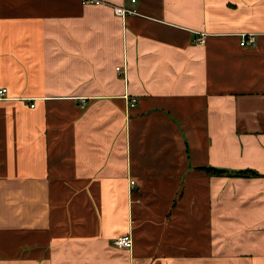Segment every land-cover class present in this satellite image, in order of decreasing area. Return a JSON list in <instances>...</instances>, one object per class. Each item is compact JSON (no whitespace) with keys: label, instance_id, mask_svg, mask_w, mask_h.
Instances as JSON below:
<instances>
[{"label":"crops","instance_id":"crops-1","mask_svg":"<svg viewBox=\"0 0 264 264\" xmlns=\"http://www.w3.org/2000/svg\"><path fill=\"white\" fill-rule=\"evenodd\" d=\"M99 1L0 0V264H264V0Z\"/></svg>","mask_w":264,"mask_h":264},{"label":"built area","instance_id":"built-area-1","mask_svg":"<svg viewBox=\"0 0 264 264\" xmlns=\"http://www.w3.org/2000/svg\"><path fill=\"white\" fill-rule=\"evenodd\" d=\"M82 1L84 3H88V2L97 3V4L101 3V1H99V0H82ZM113 10H114V13L116 15L117 14L123 15L125 13H131V12L134 11V9L127 10V9H125L122 6H119V5L114 6ZM203 36H204V33H199L198 35H196L194 40L197 41L198 43H202V42H204L203 41ZM239 40H240V45L246 46V47H247V45L248 46H254L256 44V40L254 38V34L251 33V32H248L247 34H241ZM116 71L118 73L119 72L120 73H124L123 72L124 70H123V68H121V66H117L116 67ZM6 91L7 90H6L5 87H0V98L5 95ZM124 98L126 99V101H128V104L130 106H133L134 103L136 102L135 96H129L128 94H125ZM33 105L34 104H30L31 107H33ZM134 184H135V181L133 179L129 178L128 182H127V187L129 189V191H131V189L133 188ZM112 243L114 245H116L117 247H119V248H122V249L129 248L130 249L132 247V245H133L132 244V236H131L130 232L124 233V235H119V236L113 238Z\"/></svg>","mask_w":264,"mask_h":264},{"label":"trees","instance_id":"trees-1","mask_svg":"<svg viewBox=\"0 0 264 264\" xmlns=\"http://www.w3.org/2000/svg\"><path fill=\"white\" fill-rule=\"evenodd\" d=\"M202 170H204L207 174H215V175H222V174H227V175H232V176H255L259 175V172H257L254 169H227V168H219L216 166L208 165V166H200Z\"/></svg>","mask_w":264,"mask_h":264},{"label":"rangeland","instance_id":"rangeland-1","mask_svg":"<svg viewBox=\"0 0 264 264\" xmlns=\"http://www.w3.org/2000/svg\"><path fill=\"white\" fill-rule=\"evenodd\" d=\"M203 40H204V38H203ZM197 42V41H196ZM198 43V42H197ZM202 43H204V42H202ZM120 73V72H119ZM121 74V73H120ZM136 98V97H135ZM136 100V99H135ZM136 102H137V100H136ZM136 102L134 103V105L136 104ZM134 105L133 106H130L129 104H128V107L129 108H131V107H134ZM130 179H132V178H130ZM134 180V179H133ZM135 181V180H134ZM128 182V181H127ZM135 188V184H134V186H133V188L131 189V191H129L130 193L132 192V190ZM117 237V236H116ZM132 248V247H131Z\"/></svg>","mask_w":264,"mask_h":264}]
</instances>
